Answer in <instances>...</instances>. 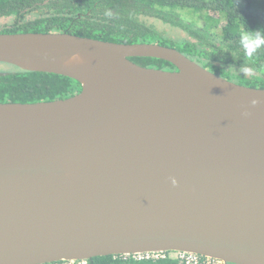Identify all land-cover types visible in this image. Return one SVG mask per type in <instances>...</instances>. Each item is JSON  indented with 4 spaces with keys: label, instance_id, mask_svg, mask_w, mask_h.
Returning a JSON list of instances; mask_svg holds the SVG:
<instances>
[{
    "label": "water",
    "instance_id": "1",
    "mask_svg": "<svg viewBox=\"0 0 264 264\" xmlns=\"http://www.w3.org/2000/svg\"><path fill=\"white\" fill-rule=\"evenodd\" d=\"M0 63L81 86L0 103V264L166 252L264 264V88L164 45L66 32L0 33Z\"/></svg>",
    "mask_w": 264,
    "mask_h": 264
},
{
    "label": "trees",
    "instance_id": "2",
    "mask_svg": "<svg viewBox=\"0 0 264 264\" xmlns=\"http://www.w3.org/2000/svg\"><path fill=\"white\" fill-rule=\"evenodd\" d=\"M157 24L178 36H166ZM247 29L264 32V0H0V33L66 32L116 43H156L177 49L227 80L264 88V47L246 55L240 34ZM129 59L141 66L176 69L162 59ZM7 65L9 70L0 71V103L62 99L81 89L63 75ZM163 255H105L49 264H185L168 252Z\"/></svg>",
    "mask_w": 264,
    "mask_h": 264
},
{
    "label": "clouds",
    "instance_id": "3",
    "mask_svg": "<svg viewBox=\"0 0 264 264\" xmlns=\"http://www.w3.org/2000/svg\"><path fill=\"white\" fill-rule=\"evenodd\" d=\"M240 45L244 48L246 55L251 56L257 49L264 47V32L261 30L247 29L240 34ZM241 71L247 73L249 69L241 68ZM256 103L255 100L252 101ZM247 115V113H244ZM171 183L175 185L177 183L175 177H170Z\"/></svg>",
    "mask_w": 264,
    "mask_h": 264
},
{
    "label": "built area",
    "instance_id": "4",
    "mask_svg": "<svg viewBox=\"0 0 264 264\" xmlns=\"http://www.w3.org/2000/svg\"><path fill=\"white\" fill-rule=\"evenodd\" d=\"M163 254L165 253L141 254V255H136L134 257L157 258V257H164ZM170 255L177 257L185 264H225L223 261L218 259L204 257L197 254L185 253V252H170Z\"/></svg>",
    "mask_w": 264,
    "mask_h": 264
},
{
    "label": "rangeland",
    "instance_id": "5",
    "mask_svg": "<svg viewBox=\"0 0 264 264\" xmlns=\"http://www.w3.org/2000/svg\"><path fill=\"white\" fill-rule=\"evenodd\" d=\"M157 27L160 28V29H163L165 30V35L166 36H169V37H172V38H175L177 35L176 31L174 30H170L168 29L167 27H164L163 25L161 24H157ZM10 66H8L7 64H0V71H4V70H9Z\"/></svg>",
    "mask_w": 264,
    "mask_h": 264
}]
</instances>
